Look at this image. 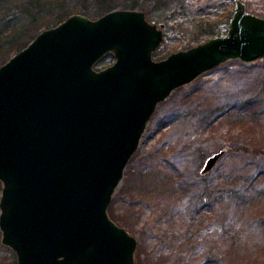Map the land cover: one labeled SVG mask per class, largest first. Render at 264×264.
Segmentation results:
<instances>
[{"label": "water", "instance_id": "water-1", "mask_svg": "<svg viewBox=\"0 0 264 264\" xmlns=\"http://www.w3.org/2000/svg\"><path fill=\"white\" fill-rule=\"evenodd\" d=\"M164 27L135 10L73 14L0 66V232L17 264H137L107 208L157 105L228 61L264 59V18L240 0L226 34L155 61Z\"/></svg>", "mask_w": 264, "mask_h": 264}, {"label": "rangeland", "instance_id": "rangeland-1", "mask_svg": "<svg viewBox=\"0 0 264 264\" xmlns=\"http://www.w3.org/2000/svg\"><path fill=\"white\" fill-rule=\"evenodd\" d=\"M26 1L0 0V22L5 17L4 22L10 21L13 11L16 13ZM132 1L141 6L131 9L128 5ZM240 1L248 12L264 18V0ZM112 3L117 6L114 10L144 12L147 21L165 25L163 41L152 54L155 61L204 43L212 36L226 34L234 11V0L166 3L112 0ZM23 25L21 21L17 28ZM18 52L9 47L4 56L9 59ZM113 63V56L106 55L96 69ZM221 150H225V155L214 170L201 175L206 159ZM146 161L179 174L185 186L176 185V191H165L163 195L164 188L157 184L156 176L143 175ZM250 178L255 180L250 183ZM243 188H249L252 200L240 202L228 196L223 202L227 208L237 207L253 217L239 226L238 236L233 230L229 239H218L216 226L224 228L228 216L215 217L208 206L195 213L193 201L204 191L214 194L218 189ZM260 195L263 199H259ZM165 208L174 214L170 219L163 217ZM107 213L117 226L136 239L135 261L139 264H160L161 255L166 256L161 264H208L209 254L216 247L223 250L233 247L235 237L241 240L236 246L242 242L247 245L248 264H264V59L252 63L228 61L174 90L159 103L124 170ZM0 264H17L14 252L1 243V232Z\"/></svg>", "mask_w": 264, "mask_h": 264}, {"label": "trees", "instance_id": "trees-1", "mask_svg": "<svg viewBox=\"0 0 264 264\" xmlns=\"http://www.w3.org/2000/svg\"><path fill=\"white\" fill-rule=\"evenodd\" d=\"M162 1L166 3L171 0ZM139 6L141 5L135 1H132V3L128 5L131 9ZM115 8H117V6L112 3V0H27L25 3L21 4V7L18 8L16 13L13 11V18L10 21L7 23L4 22V20H7L6 17L1 19L0 66L5 63L6 59H8V57L4 56L7 48H15L17 51H21L32 39H34L41 29L58 25L72 13H81L92 19H97ZM145 11L147 14L150 13V11ZM21 21H24V25L17 28ZM25 39L28 40L26 43L24 42ZM4 47L7 48L4 49ZM140 172L141 168H138V173ZM142 172L143 175L151 174L150 176H156L155 179L157 184L159 182L160 187L163 186L164 188L162 189L164 192L163 195H166L165 191L170 193L176 191V185H180L181 187L185 186L183 178L182 180H179L181 178L179 174L169 173L167 168H164L163 165L157 163L146 161L142 168ZM254 180L255 178H250V183ZM228 196L234 197L240 202L250 201V199L252 200L254 198L250 194L249 188H243L241 190L218 189L214 194H209L206 191L199 193L193 201V210L195 213H201L204 207L208 206V211L212 213L213 216L219 218L225 215L228 216L224 228L216 226L215 232L218 239H229L231 237L229 235L233 230L235 231V236H238L239 234L237 230H241L239 229V226H242L244 220H247L252 216L250 212H240L237 207L232 209H229V207L227 208L223 199ZM259 199H263V197L260 195ZM166 209L167 208L164 209L163 217L170 219L174 214ZM244 226L246 225L244 224ZM172 237L175 238L173 235ZM235 238L237 242L241 241L240 239H237V237ZM237 242H235V244L232 242L233 247L228 250L216 247L214 252L209 254L208 264H248L250 259L246 256L248 253L246 249L247 245L242 242L238 246H243L238 247L236 246ZM165 260L166 256L161 255L160 264L164 263ZM136 261V263L139 264V261Z\"/></svg>", "mask_w": 264, "mask_h": 264}]
</instances>
